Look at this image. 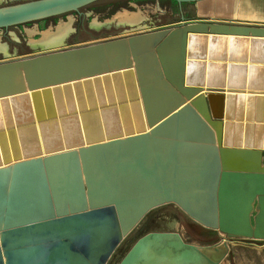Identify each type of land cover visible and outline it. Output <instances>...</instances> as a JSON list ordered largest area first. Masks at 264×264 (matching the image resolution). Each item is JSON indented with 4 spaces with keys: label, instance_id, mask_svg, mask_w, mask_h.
Returning <instances> with one entry per match:
<instances>
[{
    "label": "water",
    "instance_id": "water-1",
    "mask_svg": "<svg viewBox=\"0 0 264 264\" xmlns=\"http://www.w3.org/2000/svg\"><path fill=\"white\" fill-rule=\"evenodd\" d=\"M92 1L2 8L0 28ZM227 36L264 46V27L194 22L0 62V104L29 96L38 124L32 99L40 93L120 73L134 78L144 118L133 134L42 157L21 159L28 152L20 137V149L15 139L11 155L0 151V264H107L147 213L167 204L217 230L222 244L197 247L176 232H152L137 238L119 264H220L228 240L264 241V149L227 146L230 96H204L187 83L191 41ZM212 97L217 107L223 102L217 115ZM29 125L28 131L33 121Z\"/></svg>",
    "mask_w": 264,
    "mask_h": 264
},
{
    "label": "bare ground",
    "instance_id": "bare-ground-1",
    "mask_svg": "<svg viewBox=\"0 0 264 264\" xmlns=\"http://www.w3.org/2000/svg\"><path fill=\"white\" fill-rule=\"evenodd\" d=\"M121 19L122 22L130 24L137 20V16L135 14L130 17L122 16ZM64 27H57L55 33L43 32L42 41H39L36 46L49 48L60 44L67 32ZM189 52L194 62L191 61L188 64L187 83L193 87H199L200 94L204 96L213 93L220 94L222 99L224 95L230 96L226 107L227 116L223 120V123H227L223 129L224 143L227 146L240 147L246 144L251 147L256 144L264 149V65H262L264 62L261 61L264 58V46L251 45L249 39L234 43L229 36L225 39L211 38V40L208 37L205 39L198 37L191 41ZM84 85L83 83L75 87L68 85L67 88L60 87L50 92V102L53 103L50 115L51 117L54 115V127L49 124V118L46 117L45 106L41 103V93L37 96L42 104V120L44 121L42 126L34 121L35 113L31 99L29 96L26 98V104L29 106L28 113L34 123L32 131H28L25 125L21 97L13 101L6 100L4 110L0 106V130L2 131L0 139L3 141L0 151L11 155L9 137L5 129L8 122L12 128V136L16 139V147L20 149V142H22L21 145L25 146L24 149L28 152L26 155L21 153V159L24 156L25 158L38 155L42 157L74 146L75 143L85 144V142L100 140L97 138L117 137L140 130L144 118L141 115V104L136 95L137 86L133 77L120 73L116 78L100 77L95 82L90 80ZM79 88L80 90H77ZM86 89L90 91L86 92ZM57 93H60L58 103L53 96ZM210 100L213 114L217 115L222 110L223 102L217 107V99L212 97ZM91 104L94 111L90 107ZM70 113L74 114V124H72L73 118L69 117ZM58 114H62L63 118L59 119ZM111 114L113 118L110 117ZM88 115L94 119L93 129L92 125L85 124V122L91 124L90 117H85ZM14 118L16 122H22L24 125L21 135L15 133ZM31 147L36 153H33ZM1 158L0 154V162Z\"/></svg>",
    "mask_w": 264,
    "mask_h": 264
},
{
    "label": "rangeland",
    "instance_id": "rangeland-1",
    "mask_svg": "<svg viewBox=\"0 0 264 264\" xmlns=\"http://www.w3.org/2000/svg\"><path fill=\"white\" fill-rule=\"evenodd\" d=\"M35 1L41 0H5L0 2V9L18 6L19 4L33 3ZM173 7L174 5H172V2L169 0H96L84 4L75 10L66 11V13L50 15V17L2 27L0 28V60H13L21 57L33 56L38 53L66 50L71 47L99 43V41L111 40L118 37H128L132 34L153 30V28L161 25L164 20L169 17L170 9H173ZM134 14L137 16V20L134 23L128 24V22H122V16L130 17V15ZM59 26H65L64 28L67 30L60 44L53 45L49 48L36 46L39 41H42L43 32L51 31L55 33ZM32 31H34V33ZM77 90H80V88ZM87 90L88 89H86V92L90 91ZM53 96L58 103L60 93ZM20 103L22 107H24V120L27 126L26 128L28 129L30 126L29 124L32 123L30 114L28 113L29 106H27L25 99H20ZM32 103L37 108L39 125L42 126L44 124L42 120L43 111L41 109L43 104L45 106L46 117L49 118V124L54 127L53 124L55 120L50 115L52 113L50 96L48 94H42V104H40L39 96H36L32 99ZM91 105L90 107L94 111L93 104ZM0 106H2L3 110L6 107L5 103ZM59 106L61 107L60 104ZM58 115L59 119L63 118L62 114V116L60 114ZM111 116L113 118L112 114L110 117ZM69 117H71V119L73 118L72 124H74V114L70 113ZM85 117H90L92 120L91 124L89 122H85V124L86 126L92 125L93 129V127H95L94 119L89 115ZM15 125L16 129H18V133L21 135L24 126L23 123L17 121ZM5 129L9 137L10 147L12 148L15 146V137L12 136V128H10L9 122L6 124ZM52 130H54V128H52ZM30 131H32V128H30ZM0 133H2L1 130ZM1 145H3L2 140L0 141V148ZM142 226L143 228L141 230L145 232H176L187 243H193L195 240L213 239V237L206 235L207 231H205V229L192 224L190 219L180 213L176 207H173L171 204L153 209ZM145 232L131 234L123 240L121 246L128 247L137 237ZM226 255L225 260L220 264H249L251 262L264 261V251L255 247H249L248 249L240 248L233 251L232 254L229 253V256Z\"/></svg>",
    "mask_w": 264,
    "mask_h": 264
},
{
    "label": "crops",
    "instance_id": "crops-1",
    "mask_svg": "<svg viewBox=\"0 0 264 264\" xmlns=\"http://www.w3.org/2000/svg\"><path fill=\"white\" fill-rule=\"evenodd\" d=\"M5 1V0H0ZM7 1V0H6ZM15 1V0H11ZM172 2V1H171ZM173 9H170L169 17L164 20V22L153 28V30L162 28H171L178 26L181 23H194V22H204V23H219V24H233V25H247L253 27H264V0H201L194 3H174ZM0 62H3L0 60ZM155 149V148H154ZM157 149V148H156ZM155 149V154L158 149ZM154 154V159L156 155ZM255 214H251V225L252 217ZM191 221V220H190ZM192 222V221H191ZM197 227L205 229L206 235L213 237L210 240H195V242L190 243L197 247H212L216 244H222V236L216 230H210L202 226H198L192 222ZM207 229V230H206ZM182 238V237H181ZM183 240V239H182ZM184 241V240H183ZM228 246L227 255L232 254L240 248L248 249L249 247L258 248L264 251V241L252 240V239H232L226 242ZM225 257L223 258V261ZM234 260V259H233ZM222 261V262H223ZM221 262V263H222ZM241 264V263H238ZM249 264H264V261L251 262Z\"/></svg>",
    "mask_w": 264,
    "mask_h": 264
},
{
    "label": "flooded vegetation",
    "instance_id": "flooded-vegetation-1",
    "mask_svg": "<svg viewBox=\"0 0 264 264\" xmlns=\"http://www.w3.org/2000/svg\"><path fill=\"white\" fill-rule=\"evenodd\" d=\"M112 4H114V3H112ZM174 207V206H173ZM177 209V208H176ZM153 210V209H152ZM151 210V211H152ZM178 210V209H177ZM150 211V212H151ZM179 211V210H178ZM150 212L149 213H147V215L136 225V227L133 229V231L128 235V236H130L131 234H137V233H139V232H145L144 230H141L142 228H143V222L145 221V219L146 218H148V216H149V214H150ZM180 212V211H179ZM181 213V212H180ZM152 232H161V231H152ZM151 231H147V232H145V233H142L139 237H141V236H143V235H145V234H147V233H152ZM173 232V231H172ZM127 236V237H128ZM126 237V238H127ZM139 237H137V238H139ZM136 238V239H137ZM136 241V240H135ZM134 241V242H135ZM123 242V241H122ZM122 242L120 243V245H119V247L116 249V251L111 255V257L109 258V260L107 261V264H119V261H120V259H121V257L132 247V244L134 243H132V244H130L128 247L127 246H121V244H122Z\"/></svg>",
    "mask_w": 264,
    "mask_h": 264
}]
</instances>
